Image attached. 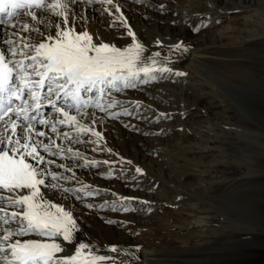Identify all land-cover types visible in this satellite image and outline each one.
<instances>
[{"label": "rangeland", "instance_id": "obj_1", "mask_svg": "<svg viewBox=\"0 0 264 264\" xmlns=\"http://www.w3.org/2000/svg\"><path fill=\"white\" fill-rule=\"evenodd\" d=\"M175 2H170L176 10L170 12L168 22L164 24L163 30L168 35L175 33L173 27L179 24L177 9L186 0ZM215 3L214 10L226 9L228 13L215 15L211 24H208L207 18L200 17L196 23L188 25L179 40L188 46L183 53L195 49L199 51L200 60L211 73L210 77L223 88L215 91L207 84H200L191 93L194 95L188 96L191 98L189 101H197L201 108L211 112L210 118L194 119L188 112L171 116L169 121L172 125L178 122L175 129L165 131L161 127L158 134H153L161 137L163 145L167 143L163 153L144 150L143 138L121 119L105 118L94 125L97 131L103 132L106 145L101 142L97 149L94 143H83L86 152L92 151L98 155L97 158L115 162L100 164L93 170L102 167L101 170L107 173L113 167L114 175L106 176L110 183L116 181L119 183L116 185L118 190L136 194L149 202L144 204L142 200H133L129 205L132 210L125 212L112 210L119 208V203L108 204L104 208H87L86 204H93L89 200L92 196L82 195L81 200L72 201L74 206L87 211V226H93L91 228H96L99 233L101 231V238L108 237L111 228L119 233V237L113 233L118 243L101 240L100 244L106 248L117 245L119 249L126 250L127 255L122 251L118 256V261H124V264H142L143 249L157 256V264H264V120L255 130L244 120L242 122L245 110L239 104L242 98L236 94L237 88L251 89L252 85L256 86L254 80L264 74V0H215ZM198 4L194 0L193 5ZM244 4L252 5L251 8L258 9L262 15L253 10L233 9ZM97 9L92 10L91 18L98 15ZM73 14L80 15L74 8L70 15ZM244 16L248 20L246 23ZM227 25L232 27L233 32H228ZM166 50H169L168 47ZM181 79L182 76L165 74L164 79L153 82H164L177 88ZM48 113L51 111L46 110ZM88 116L82 119L93 127L92 117ZM111 120L117 121V124ZM196 122L202 124L198 126L204 132L201 135H196L191 129L190 125ZM209 127L213 130L206 135ZM247 127L259 134L249 139L244 131ZM82 137L84 141L91 140L89 134ZM105 147L112 152L103 150ZM247 155L251 156V164L245 163ZM121 157L134 163L121 162ZM114 165L126 167L127 178L122 180ZM136 166H141L143 175L135 172ZM77 169L85 171L87 168ZM88 171V174L82 172L88 179L96 174ZM250 177L258 178L252 182L260 183V190L249 188ZM109 220L117 223H107ZM199 221L205 224L201 227L197 224Z\"/></svg>", "mask_w": 264, "mask_h": 264}, {"label": "snow or ice", "instance_id": "obj_2", "mask_svg": "<svg viewBox=\"0 0 264 264\" xmlns=\"http://www.w3.org/2000/svg\"><path fill=\"white\" fill-rule=\"evenodd\" d=\"M78 3L104 6L102 12L113 17L110 27L119 21L131 42L118 47L98 36L95 42L87 28L77 31L76 16L72 15L71 23L69 17L72 6ZM50 17L58 19L53 22ZM4 25L16 31L6 33L7 38L0 35L3 44L0 47V264H116L122 251L128 254L126 250L110 245L105 254H100L95 245L77 243L76 233L80 229L73 212L47 199L41 190L42 187L60 190L78 200L83 198L78 193L99 195L90 185L82 184L75 189L64 187L59 181L74 179L73 167H98L115 162L89 161L78 149L65 148L57 140H66L69 145L94 143L97 149L101 142L106 145L103 132L94 127L102 122L96 111L91 114L93 127L82 122L81 118L89 114L88 109L105 112L112 119L132 115L128 108L110 111L122 102L113 98L106 103L105 98L113 91L163 79L165 74L187 75L174 72L169 64L174 62L170 53L187 51L188 46L179 41L168 46L169 54L154 51L146 55L147 49L128 24L119 0H0V26ZM155 43L164 44L159 38ZM131 103L139 109L142 102ZM45 108H50L51 113L46 114ZM160 118H170V114L160 113L157 119ZM49 131L55 138L49 136ZM89 133L96 139H80ZM103 150L112 152L106 147ZM49 157L82 163L68 166L57 164ZM121 162L132 163L123 157ZM53 166L73 175L64 176L63 172L53 171ZM135 172L144 174L139 166ZM105 175H114L113 169L109 168ZM136 199L120 197L119 201H113L120 207L112 210L131 211L129 205ZM85 206L104 208L108 204ZM30 234L43 239L18 238ZM59 241L74 245L72 253L60 255L65 249Z\"/></svg>", "mask_w": 264, "mask_h": 264}, {"label": "bare ground", "instance_id": "obj_3", "mask_svg": "<svg viewBox=\"0 0 264 264\" xmlns=\"http://www.w3.org/2000/svg\"><path fill=\"white\" fill-rule=\"evenodd\" d=\"M171 1L175 2V0H143V3H138L137 0H119V2L122 4V11L124 13V16L127 18L128 24L131 26L132 30L136 33L137 38L145 45V47L147 49V52L145 53L146 55L151 53V52H154V51H160L164 54H169V50H166V48L169 45L175 44L176 42H178L180 40V37H182V35H184L186 33L187 27H188V25H190L191 22L196 23V21H198L200 19V17L201 18L205 17L208 19V24H211L212 22L215 21V15L220 14V13H222V14L228 13V10H226V9L214 10L213 4H216L215 0H197V2L199 4L195 5V6L193 5L194 0H186V3L181 5V7H179V9H177L179 12L178 17H177L179 24L176 27H173V31L175 33H173V35H168V34H166L165 30H163L164 24H166L168 22L170 12L176 10V9H174V6H172L170 4ZM161 5H163V10H161ZM100 6L102 8L104 7L100 4H94L92 6H89L85 3H78V4L72 6L77 12L80 13V15L79 14L76 15V21H75L77 24V31H81L82 29L87 28V30L93 35L95 42H98V41H96V37L98 36L102 40H104L105 42L114 43L118 47H124V46L128 45L131 42V38L126 35V29L122 26V24L119 21H117V24L115 27H110V24L113 21V17L108 16L106 13H104L102 15L101 13H103V12L100 9ZM107 7L110 8L111 6H107ZM251 7H252V5H250V4H244L241 8L234 7L233 9H236V8L240 9V10L242 9L241 11H245V12H249L250 10H253L259 16L262 15L258 9H256V8L254 9ZM97 8H99V9H97ZM95 9H97L96 11H97L98 15L95 16L94 18H91L92 10H95ZM112 11L115 12L114 9H112ZM162 12H164L163 15L161 14ZM100 15H102V16H100ZM116 15H118V14H116ZM81 16L86 17V19L81 20L80 19ZM246 16H244V18H243L244 23H246V21L248 22V20L246 19ZM140 17H141V19H140ZM50 19H52L53 22H55L57 20L56 17H50ZM69 20L71 23V20H72L71 15L69 17ZM29 22H31V21H29ZM149 23H151V25H148ZM262 23H264V18H262ZM42 28H43V26H42ZM1 29H3V31H1ZM224 29H225V27H224ZM226 29L228 30V32L229 31L233 32L232 27L229 25L226 26ZM14 31H16V29L9 28L7 25L0 26V35H3L4 38H7L6 33L14 32ZM53 32H54V30H53ZM225 32H227V31H225ZM170 36H173V37H170ZM235 37H236V39H238L237 35H235ZM157 38L161 39L164 42L163 46H158L155 43ZM0 47H3V44H0ZM170 55L173 57L174 62L170 63L169 67L175 68V70L180 71V72H184L187 74L185 76H182V79H181L182 82L180 85H178L177 88L172 87V86L168 85L167 83L164 84V82L141 83V84H138V86L136 88L125 89L121 92L113 91L110 96L105 98L106 103L111 102V99H113V98L120 100L122 102L121 105H118L116 108H113L110 111L120 112V111H122L123 108H128L130 111H132V115H127V116L121 115L117 119L123 120L125 123H128V126H130L134 131H137V133H138L137 135L140 138H143L144 140L147 141V142H145L142 139V141H143L142 145L144 146V147L143 146L142 147L144 148V150L149 149L150 152L158 150V151H161L163 153V150L165 149V147H166L165 145L167 143L165 145H163L162 144L163 140L161 139V137L158 135L153 136V134H158V131H159V129H161V127L165 131H171V129H175L178 122L176 121L175 122L176 124L172 125L173 123H170V121H169L171 116H175V115L178 116L182 112H188V113H191V117L192 118L194 117V119L198 118V119L202 120L203 118H205V119L210 118L211 112L209 113V111L206 108L205 109L201 108V106L198 105L197 101H189L188 100V99H191V98H188V96L191 93H193V91L196 88H198L197 86H199L200 84H204V85L207 84L215 91L218 89H223V88H221L222 87L221 85H219L216 81H214L210 77L209 74H211V73H209L207 67L205 68V66H203V64L200 60V58L202 56L197 49L192 50L188 53H183V52L175 53V52H173V53H170ZM213 76H215V75H213ZM254 81L256 83V86L252 85L251 89L237 88L236 94H239V96L242 98V100L239 101V104L241 105L242 109L245 110V112L241 116L242 122L244 120L247 123V125L249 124L250 127H252L255 130V127L256 126L258 127L259 123L260 122L263 123V120H264V74L261 76V78H257ZM224 90H225V88H224ZM229 92L232 94L231 90ZM191 95L193 96L194 94H191ZM205 95H207V94H205ZM132 101L142 102L139 109L134 108V105L131 103ZM44 110L45 111L46 110L51 111L50 108H45ZM93 111H96V117L98 116V118H102V121L105 118H110L107 115V113L100 112L98 110H94L91 108L88 109V113H89L90 117H92L91 114ZM160 113L170 114V118L157 119V117L160 115ZM53 118H55V115L53 116ZM112 120H114V119H112ZM112 120L110 122H112L113 124H117L116 123L117 121L114 122ZM82 122L87 124L84 119H82ZM211 122H212V120H211ZM88 123H89V121H88ZM188 123H187V125H188ZM240 123H241V121H240ZM89 124H91V123H89ZM190 126H191V129L194 130L196 135H201L202 133H204L199 128L200 126H202V124L199 125V123L196 122V123H192ZM244 129H246L244 131L248 134L249 139H251L250 138L251 136L254 138V136H256L258 133V132H255L254 130L249 129L248 127L244 128ZM66 130L70 131V129H61V131H66ZM212 130L213 129L209 127V129H207L206 135H210ZM45 131H48V129H45ZM114 131L117 132L118 130H114ZM48 134H49V136H52L53 138H55V134L51 133L50 131L48 132ZM89 136H90L91 140L96 139V137L91 136L90 133H89ZM82 138L83 137L81 136L80 139H82ZM209 138H210V136H209ZM121 141H122V137H121ZM249 141H251V140H249ZM45 142H47V140H45ZM57 143L62 144V146H64L65 148L72 147L74 150L78 149L81 153L84 154V158H86L89 161H91V160L104 161L101 157L97 158L98 155H96V154L94 155L92 153V151H90L89 153L86 152L83 149V147H85L83 143L69 145V143L66 140H57ZM91 147L93 148L92 144H91ZM164 152H167V151H164ZM250 157L251 156L247 155V159H246L245 163L251 164L250 163L251 160L249 159ZM49 158L55 159L57 161V164L64 163L68 166H73L74 164L82 163L81 160H76V161L67 160V159L61 160L59 157H49ZM132 163H134V162H132ZM114 167H115L114 169H117L119 171L118 172L119 177L122 180L127 178L126 177L127 171L125 169L126 167L124 168L121 165H119V166L114 165ZM77 168L78 167H73V171L75 173L74 179L68 180V181L60 180L59 183H61L64 187H70V188H75V189L80 188L82 184H87V185L92 186L93 189H96L99 191V195H93L91 198L88 197L89 200L91 202H93V204L95 203L96 205H100L102 203L107 202V204L114 205L113 201H119L120 197H136L137 199L135 201H137V202H138V200H142L140 198V196H137L136 194L128 193V192L125 193L124 190H118L116 185L119 183H117L116 181L110 183L106 179V176H107V175H105L106 171L101 170L102 167L99 170H95V169L93 170L94 167H89V169L87 168L85 171H80ZM88 170H90V171H88ZM104 170H106V169H104ZM53 171L63 172L64 176H72L73 175L72 172H68V171H65L63 169L56 168L55 166H53ZM87 171L90 173L92 172V173H96V174H94L90 179H88L82 175V172H83V174H85V173L88 174ZM255 178L256 177L248 178V180L249 179L251 180V184L249 185V188L251 187L252 189H254L256 187V188H259V190H260L261 184L256 182V181L252 182L253 180H258V178H256V179ZM122 188H124V187H122ZM41 190L47 199H50L54 203L60 204V205L64 206L67 210L73 212L74 217L77 218V224L79 225V229H80L76 233L77 243L83 241L85 243L95 245L96 250L100 254H105L107 252V248H108V247L106 248L100 244L101 240H105L111 244L118 243L117 237H119L120 235L118 232H116V230H113V228H111V233H109L110 235L108 237L105 236V239H104V238H101V236L99 235L101 233V231L99 233L96 228L95 229L91 228L93 226H87V219H88V217L86 215L87 211L83 208H79V207L77 208L76 206H74L72 201L77 200V199H75V197H73L74 195L65 194L60 190H52V189L46 188V187H42ZM114 190H116V191H114ZM261 191H262V189H261ZM130 192H132V191H130ZM142 193H144V192H142ZM78 194L81 196L83 195L80 193H78ZM144 198H146V197H144ZM65 200L69 201V203H67ZM241 204L242 203H240V205ZM140 218H138V219H140ZM197 224L201 226V225L205 224V222L199 221ZM97 226H99V225H97ZM101 227H103V226H101ZM109 228H110V226H109ZM113 233L114 234L116 233V236H117L116 238L113 236ZM105 235H106V233H105ZM18 238L21 240L43 239V238H41L35 234H30L29 236L18 237ZM59 242L64 244V249H65L64 253H62L60 255H66V254L72 253V251L74 249V245L67 244V243H64L62 241H59ZM122 247H123V245H122ZM123 249H124V247H123ZM153 254H151L150 250H147V249L141 250L142 264H157L159 259L157 258V256L154 257ZM128 256L130 257V255H128ZM120 261H118V259H117L116 264H120Z\"/></svg>", "mask_w": 264, "mask_h": 264}]
</instances>
